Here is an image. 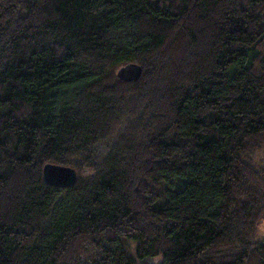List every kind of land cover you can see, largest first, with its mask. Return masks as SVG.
<instances>
[{"label":"trees","instance_id":"obj_1","mask_svg":"<svg viewBox=\"0 0 264 264\" xmlns=\"http://www.w3.org/2000/svg\"><path fill=\"white\" fill-rule=\"evenodd\" d=\"M263 148L264 0H0V264H264Z\"/></svg>","mask_w":264,"mask_h":264},{"label":"water","instance_id":"obj_2","mask_svg":"<svg viewBox=\"0 0 264 264\" xmlns=\"http://www.w3.org/2000/svg\"><path fill=\"white\" fill-rule=\"evenodd\" d=\"M141 68L137 65H128L121 68L117 76L124 81L138 80L141 75ZM45 180L54 186L69 187L77 178L76 171L69 167L46 165L44 168Z\"/></svg>","mask_w":264,"mask_h":264},{"label":"rangeland","instance_id":"obj_3","mask_svg":"<svg viewBox=\"0 0 264 264\" xmlns=\"http://www.w3.org/2000/svg\"><path fill=\"white\" fill-rule=\"evenodd\" d=\"M115 143L112 142L111 140H107V141L100 142V143L94 145L91 148L92 149L93 160L95 162L94 164L99 163L102 160V158L108 154L110 148ZM262 158H264V148L262 150L258 151V153L256 155L257 161L261 160ZM83 172L87 173L88 172V168H85L83 170ZM260 236L264 238V222H263V224L261 225V228H260ZM127 250H128L129 253L133 254L134 251H135V245L129 243L128 246H127ZM138 264H146V262L138 261Z\"/></svg>","mask_w":264,"mask_h":264}]
</instances>
